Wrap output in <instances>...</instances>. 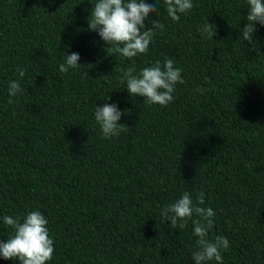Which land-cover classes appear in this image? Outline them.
<instances>
[{
  "label": "trees",
  "instance_id": "obj_1",
  "mask_svg": "<svg viewBox=\"0 0 264 264\" xmlns=\"http://www.w3.org/2000/svg\"><path fill=\"white\" fill-rule=\"evenodd\" d=\"M96 2L0 0V241L5 215L36 210L54 241L46 264H195L192 221L173 228L160 212L203 192L208 238L229 240L223 264H264V26L253 47L241 39L247 0H192L175 22L163 0H145L158 6L146 28L164 29L128 60L88 30ZM207 21L212 38L198 31ZM73 52L81 67L61 73ZM169 58L185 82L168 105L120 84V69ZM14 79L23 91L9 97ZM106 102L127 127L107 139L94 118Z\"/></svg>",
  "mask_w": 264,
  "mask_h": 264
},
{
  "label": "clouds",
  "instance_id": "obj_2",
  "mask_svg": "<svg viewBox=\"0 0 264 264\" xmlns=\"http://www.w3.org/2000/svg\"><path fill=\"white\" fill-rule=\"evenodd\" d=\"M163 4L167 16L174 22L194 6L192 0H163ZM247 4V22L241 30V39L255 47L253 34L256 24L264 26V0H247ZM157 9L155 2L148 4L145 0H97L90 11L88 30L96 32L111 53L132 60L138 54H146L153 37L164 29V24L157 18L150 20L151 27L146 28L145 21L153 15L157 16ZM213 27L207 21L198 26V31L202 36L212 38L215 35ZM79 60V53L64 55L65 62L59 65L58 70L67 73L70 69H77L81 67ZM16 71L20 78L25 76L24 69L18 68ZM120 71V84L125 86L129 95L143 97L144 104L168 105L174 99L175 86L185 82L181 76L182 70L175 67L170 58L163 62L156 61L139 71L134 64ZM22 91L17 80L9 82V97H15ZM196 91L203 94L207 89L198 87ZM123 114L114 103L106 102L103 106L95 107L94 118L103 138L118 136L127 128L118 123ZM204 203L203 192L198 193L194 201L192 194L184 191L174 203L164 206L160 215L173 228L187 227L188 221H192L193 236L196 238L192 253L195 264H207L213 260L216 264H223L221 251L228 249L229 240L224 236H216L214 240L208 238L209 231L214 227L215 213L210 207L203 206ZM3 224L12 229L10 237L0 241V257L4 260H16L19 264H46L52 259L54 241L47 228L48 220L41 212L30 211L22 221L20 217L5 215Z\"/></svg>",
  "mask_w": 264,
  "mask_h": 264
}]
</instances>
